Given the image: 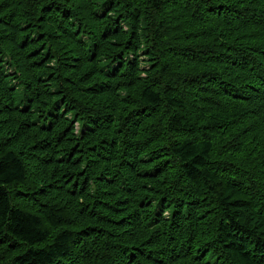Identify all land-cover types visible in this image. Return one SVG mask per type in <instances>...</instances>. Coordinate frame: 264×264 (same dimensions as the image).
<instances>
[{
  "label": "trees",
  "instance_id": "trees-1",
  "mask_svg": "<svg viewBox=\"0 0 264 264\" xmlns=\"http://www.w3.org/2000/svg\"><path fill=\"white\" fill-rule=\"evenodd\" d=\"M0 264H264V0H0Z\"/></svg>",
  "mask_w": 264,
  "mask_h": 264
}]
</instances>
